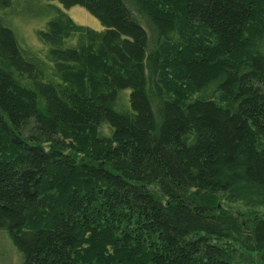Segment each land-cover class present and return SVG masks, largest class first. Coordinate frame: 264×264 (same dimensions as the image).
<instances>
[{"label":"trees","instance_id":"obj_1","mask_svg":"<svg viewBox=\"0 0 264 264\" xmlns=\"http://www.w3.org/2000/svg\"><path fill=\"white\" fill-rule=\"evenodd\" d=\"M220 194L264 198V0H0L18 264H264V215L240 222Z\"/></svg>","mask_w":264,"mask_h":264},{"label":"rangeland","instance_id":"obj_2","mask_svg":"<svg viewBox=\"0 0 264 264\" xmlns=\"http://www.w3.org/2000/svg\"><path fill=\"white\" fill-rule=\"evenodd\" d=\"M66 13L79 25L87 26L94 30H102V26L100 22L90 15L84 8L79 6H74L66 10ZM143 26H145V22L142 21ZM36 26V25H35ZM21 35L30 39V42L36 43V39L33 34L34 26L32 24H27L25 26L19 27ZM150 40H154L151 35V32L148 30L147 32ZM153 43V42H151ZM146 77L148 79L147 84V93L151 102L152 110L155 116L160 119V108L161 102L156 95L153 84L150 78V73L146 70ZM194 192L191 190V193ZM217 209H222L228 211L240 222L246 223L254 219L255 216H263L264 215V198H246V199H231L227 195L220 194L217 196L216 200ZM162 252V251H161ZM238 253L242 255H248L243 250H238ZM250 257H253V260H256L255 254H252ZM19 257L18 254L10 242V240L3 234L0 235V264H18Z\"/></svg>","mask_w":264,"mask_h":264}]
</instances>
